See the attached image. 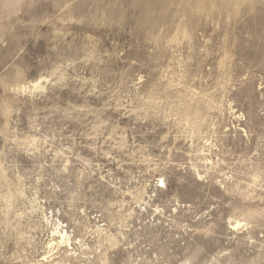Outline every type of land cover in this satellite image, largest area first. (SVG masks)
Wrapping results in <instances>:
<instances>
[{"label":"rangeland","instance_id":"1","mask_svg":"<svg viewBox=\"0 0 264 264\" xmlns=\"http://www.w3.org/2000/svg\"><path fill=\"white\" fill-rule=\"evenodd\" d=\"M0 264H264V0H0Z\"/></svg>","mask_w":264,"mask_h":264},{"label":"bare ground","instance_id":"2","mask_svg":"<svg viewBox=\"0 0 264 264\" xmlns=\"http://www.w3.org/2000/svg\"><path fill=\"white\" fill-rule=\"evenodd\" d=\"M54 232H56V231H54ZM54 232H53V234H54ZM57 233L60 234L62 238L64 237V233L63 232L60 233V232L57 231Z\"/></svg>","mask_w":264,"mask_h":264}]
</instances>
